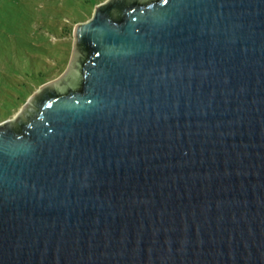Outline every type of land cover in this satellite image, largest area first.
I'll list each match as a JSON object with an SVG mask.
<instances>
[{"label":"water","instance_id":"95a60500","mask_svg":"<svg viewBox=\"0 0 264 264\" xmlns=\"http://www.w3.org/2000/svg\"><path fill=\"white\" fill-rule=\"evenodd\" d=\"M0 264H264V0H100L0 121Z\"/></svg>","mask_w":264,"mask_h":264},{"label":"rangeland","instance_id":"374dc122","mask_svg":"<svg viewBox=\"0 0 264 264\" xmlns=\"http://www.w3.org/2000/svg\"><path fill=\"white\" fill-rule=\"evenodd\" d=\"M100 0H0V121L69 63L73 30Z\"/></svg>","mask_w":264,"mask_h":264}]
</instances>
